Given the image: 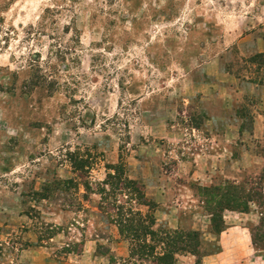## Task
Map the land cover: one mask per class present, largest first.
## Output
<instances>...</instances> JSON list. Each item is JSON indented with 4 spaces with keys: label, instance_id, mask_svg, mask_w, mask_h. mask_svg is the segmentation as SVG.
<instances>
[{
    "label": "rangeland",
    "instance_id": "1",
    "mask_svg": "<svg viewBox=\"0 0 264 264\" xmlns=\"http://www.w3.org/2000/svg\"><path fill=\"white\" fill-rule=\"evenodd\" d=\"M154 197L264 264V0H0V264H174Z\"/></svg>",
    "mask_w": 264,
    "mask_h": 264
},
{
    "label": "crops",
    "instance_id": "2",
    "mask_svg": "<svg viewBox=\"0 0 264 264\" xmlns=\"http://www.w3.org/2000/svg\"><path fill=\"white\" fill-rule=\"evenodd\" d=\"M185 180H187V183H185V186H183V191H180L181 194L180 197H183V201L186 203V205H188L189 203L186 201V198L190 195L192 197L195 196L191 194L193 192L192 188L195 191H197V194H200V190H205L207 188L212 187L211 185H204L202 182L199 183V181L197 179H194L192 175H187ZM161 198L163 201H160V199L156 197H154V199L150 198L152 202L154 201L155 205L156 204L158 205V206L156 205V210H157L156 212L162 215L160 216L159 220L156 221L154 219V224H155L154 226H157L158 227L157 229L166 230V231H178L179 230L178 228L183 229L184 223H187L188 221L192 222V220L190 219L191 218L190 213L188 211L184 213V211H180V209H177L178 207L176 205L170 203L171 201L170 197H168L166 201H164L165 197H161ZM199 213L201 214V211L197 212V215L201 216ZM242 216H246L249 218L247 219L249 220V222L246 227L232 224L227 221L228 220L227 218L242 219ZM254 217H256L255 221H253ZM203 219L205 220V218ZM204 220L202 221V226H199V222L198 223L192 222V225H189L188 227L189 229L186 230V232L196 233L199 236L200 246L197 249L201 253V258L199 260L200 264H207V262L210 263L218 258L235 256V252L242 253L243 250L245 252L249 251V245L252 246L251 236H250L251 228L256 227L257 225L259 226L261 222L257 214L255 215V213H253L250 210H248V212H242L239 210L224 209L221 212V221L224 227L219 233L212 234L210 232L212 231L211 217L208 218L209 230L205 229V227L207 228V226L204 224L205 223ZM108 225H112V227L117 230L118 236L121 240H125L129 242L128 239L124 236L120 226L118 225L116 226L113 224H108ZM107 228L110 227L108 226ZM206 234L210 235V237L212 238L214 237V239H210L209 241H207V239H205L204 237V235ZM212 242H214L215 243L214 245L216 246L214 252L210 250L211 245L213 244ZM117 243L118 242H116L115 244ZM253 252L254 253L252 254L255 256L254 248H253ZM173 255H174V264H186L184 263V261H182L184 259H190V261L192 260L191 261L192 264H196V261L198 260L197 257L194 255V253L190 252V250L179 251ZM254 256H252V258Z\"/></svg>",
    "mask_w": 264,
    "mask_h": 264
},
{
    "label": "trees",
    "instance_id": "3",
    "mask_svg": "<svg viewBox=\"0 0 264 264\" xmlns=\"http://www.w3.org/2000/svg\"><path fill=\"white\" fill-rule=\"evenodd\" d=\"M220 223H222V221H220ZM261 225H262V221L260 222V224H259V227H261ZM223 226V225H222ZM221 226V227H222ZM220 226H219V228H218V231L216 230V233H219L220 232V229L222 230V228H221ZM126 228H129V227H126ZM212 228H213V224H212ZM193 234H195V236L197 235L196 233H193ZM198 236V235H197ZM252 239V238H251ZM188 246H189V249L187 248V250H190V252H192V253H194V255L197 257V261H196V264H200V262H199V260H200V258H201V253H200V251L197 249L199 246H200V242H198L197 244H196V246H191V245H189V243H188ZM179 249V248H178ZM179 251H184V250H178V252ZM177 252H175V254H176ZM199 255H197V254Z\"/></svg>",
    "mask_w": 264,
    "mask_h": 264
}]
</instances>
